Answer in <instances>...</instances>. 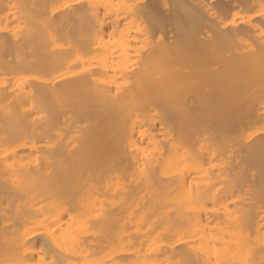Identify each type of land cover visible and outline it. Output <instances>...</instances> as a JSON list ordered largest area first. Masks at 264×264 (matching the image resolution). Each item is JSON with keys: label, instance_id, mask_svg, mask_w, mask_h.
<instances>
[{"label": "bare ground", "instance_id": "obj_1", "mask_svg": "<svg viewBox=\"0 0 264 264\" xmlns=\"http://www.w3.org/2000/svg\"><path fill=\"white\" fill-rule=\"evenodd\" d=\"M0 264H264V0H0Z\"/></svg>", "mask_w": 264, "mask_h": 264}, {"label": "rangeland", "instance_id": "obj_2", "mask_svg": "<svg viewBox=\"0 0 264 264\" xmlns=\"http://www.w3.org/2000/svg\"><path fill=\"white\" fill-rule=\"evenodd\" d=\"M94 157H95V156H94ZM94 157H93V159H94L95 161H93V163H94V164H96V161H97V163H98V160H99V155H98V156L96 155V157H95V158H94Z\"/></svg>", "mask_w": 264, "mask_h": 264}]
</instances>
